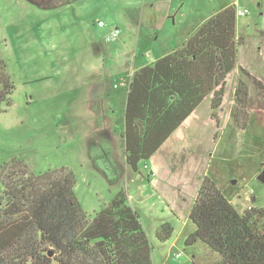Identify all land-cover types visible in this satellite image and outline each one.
Returning <instances> with one entry per match:
<instances>
[{"label":"rangeland","instance_id":"rangeland-1","mask_svg":"<svg viewBox=\"0 0 264 264\" xmlns=\"http://www.w3.org/2000/svg\"><path fill=\"white\" fill-rule=\"evenodd\" d=\"M230 4L249 10L236 20V35L244 37L238 66L264 82V0H74L49 9L26 0H0V60L15 86L10 104H2L0 112V174L16 157L35 173L66 167L90 215L123 189L150 238L153 264L219 259L200 241L185 244L194 229L188 212L204 175L216 181L240 213L264 206V180L258 178L264 169V98L235 67L216 115L210 97L191 115L201 150L168 153L172 136L153 161L139 164L142 174L125 162L126 96L118 71L126 68L128 74L172 52ZM98 20L105 25L97 26ZM115 27L120 29L115 37L102 36ZM239 78L249 86L245 130L235 121ZM3 189L0 179V197ZM164 222L173 232L162 242L155 233Z\"/></svg>","mask_w":264,"mask_h":264},{"label":"trees","instance_id":"trees-1","mask_svg":"<svg viewBox=\"0 0 264 264\" xmlns=\"http://www.w3.org/2000/svg\"><path fill=\"white\" fill-rule=\"evenodd\" d=\"M26 1L49 9L74 0ZM236 20L234 5L220 8L172 52L133 73L122 139L125 162L134 172L142 173L139 164L150 160L172 136L168 153L201 150L191 114L210 97V109L216 115L227 77L235 67L264 98V82L238 66L244 37L236 35ZM6 66L0 60V112L2 104H10L15 89ZM248 96V84L237 79L235 121L242 130L250 122ZM151 174L144 176L147 181ZM0 179L4 187L0 264H153L150 238L123 189L90 215L81 207L74 192V174L66 167L35 173L16 157L3 168ZM188 218L194 229L185 244L200 241L219 255L205 264H264V206H251L240 213L216 181L204 175ZM172 232V225L164 222L155 236L165 242Z\"/></svg>","mask_w":264,"mask_h":264},{"label":"crops","instance_id":"crops-1","mask_svg":"<svg viewBox=\"0 0 264 264\" xmlns=\"http://www.w3.org/2000/svg\"><path fill=\"white\" fill-rule=\"evenodd\" d=\"M219 10V9H218ZM114 29H117L118 30V33H119V28H117V27H115V28H107V30L103 33V37H107L106 39H108L109 37H111L112 38V36H111V34H112V31L114 30ZM117 33V34H118ZM177 47V46H176ZM128 57V56H127ZM161 57V56H160ZM239 57V56H238ZM135 58V57H134ZM159 58V57H158ZM158 58H156V59H158ZM156 59H153L152 61H150V62H153V61H155ZM128 60V59H127ZM150 62H148V63H150ZM148 63H143V64H139V65H137V67L136 68H134V69H130V73H129V71H128V74H124V72H125V70H126V68L124 69H121V70H119L118 72H119V74L122 76V88H124V94H125V96H126V94H127V90H128V86H129V82H130V79H131V77H132V75H133V73L137 70V69H139L140 67H142V66H144V65H146V64H148ZM131 68V67H130ZM240 70V69H239ZM250 71V70H249ZM251 72V71H250ZM252 73V72H251ZM120 95H121V93H119ZM106 96H107V98H109L110 97V94H106ZM114 97L115 96H113V99H114ZM199 107V106H198ZM197 107V108H198ZM196 108V109H197ZM195 109V110H196ZM194 110V111H195ZM193 113V112H192ZM192 115V114H191ZM249 126V125H248ZM167 142V141H166ZM165 142V143H166ZM165 143L162 145V147L165 145ZM162 149V148H161ZM159 152V151H158ZM157 154V153H156ZM155 154V155H156ZM155 155L154 156H152L151 157V159L150 160H148V161H153V158L155 157ZM144 165H146V163L145 164H143V166ZM147 166V165H146ZM147 168V167H146Z\"/></svg>","mask_w":264,"mask_h":264},{"label":"built area","instance_id":"built-area-1","mask_svg":"<svg viewBox=\"0 0 264 264\" xmlns=\"http://www.w3.org/2000/svg\"><path fill=\"white\" fill-rule=\"evenodd\" d=\"M235 11H236V16H237V17L245 16V15H247L248 12H249L248 8H246V7H244V8H242V7H237V8H235ZM96 24H97V26H99V27H103V26L105 25L104 22H103L102 20H98V21L96 22ZM117 33H118V30H117V29H114V30L112 31L111 36H112V37H115V36L117 35ZM144 167L146 168L147 166L144 165ZM248 199H249V198H248ZM250 208H251V206H248V207H247V209H250ZM178 255H179V254H177L176 256H178Z\"/></svg>","mask_w":264,"mask_h":264},{"label":"water","instance_id":"water-1","mask_svg":"<svg viewBox=\"0 0 264 264\" xmlns=\"http://www.w3.org/2000/svg\"><path fill=\"white\" fill-rule=\"evenodd\" d=\"M258 178L264 180V170L260 171V173L258 174Z\"/></svg>","mask_w":264,"mask_h":264},{"label":"flooded vegetation","instance_id":"flooded-vegetation-1","mask_svg":"<svg viewBox=\"0 0 264 264\" xmlns=\"http://www.w3.org/2000/svg\"><path fill=\"white\" fill-rule=\"evenodd\" d=\"M262 170H264V169H262Z\"/></svg>","mask_w":264,"mask_h":264}]
</instances>
